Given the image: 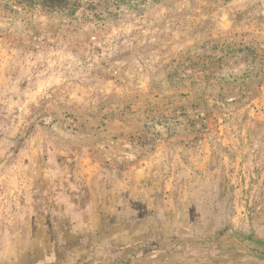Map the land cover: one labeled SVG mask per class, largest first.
<instances>
[{
	"label": "rangeland",
	"instance_id": "rangeland-1",
	"mask_svg": "<svg viewBox=\"0 0 264 264\" xmlns=\"http://www.w3.org/2000/svg\"><path fill=\"white\" fill-rule=\"evenodd\" d=\"M248 107L264 118V0H0V264H49L85 179L111 177L149 220L107 264H188L141 250L162 216L195 222L197 264H264Z\"/></svg>",
	"mask_w": 264,
	"mask_h": 264
},
{
	"label": "crops",
	"instance_id": "crops-1",
	"mask_svg": "<svg viewBox=\"0 0 264 264\" xmlns=\"http://www.w3.org/2000/svg\"><path fill=\"white\" fill-rule=\"evenodd\" d=\"M248 109L249 111L245 110V113L249 115L243 121V124L247 125V128H244L245 135L249 133L252 138L262 137L264 139V118L255 116L252 107H248ZM250 117L251 119H249ZM138 172H142V170H138ZM84 183V195L87 200L84 215L77 221L62 225L64 227H62L61 232L65 235H63L64 239L60 241L51 240L49 246H46V248L44 246L43 253L45 255H43L51 259L48 262L49 264H71L75 257L79 258L77 264H107L104 259L107 258L108 260L110 255L106 253V245H109L111 257L114 258L119 255L120 250H124L129 257L138 250L136 245L134 248L131 245V250L128 249L127 243L131 244L137 240L135 237L139 232L138 225L149 220L147 218L148 206L141 203V200L146 201L141 198L134 199L138 197L136 193H139V188L125 187L120 180L112 177L105 183H99L97 180L90 183L89 181L86 182V179ZM130 189L138 191L130 196L128 194L131 191ZM139 209L143 211L142 214L146 213L147 215L145 214L143 218L139 217L141 213ZM173 209L176 213V207H173ZM155 220L156 225L161 226V229L158 230L157 240L144 241L141 250L150 246V248L153 247L162 254L170 253L171 257L186 256L191 258L188 264H197L194 252L195 238L189 232L184 233V230H186L185 225L192 227L195 222L191 218L183 221L179 217L168 221L163 216ZM165 220L168 222H164ZM163 224H166V227ZM220 241H222V238H220ZM225 244L227 246L222 245L220 247L223 249L222 252H224L226 259L228 258L227 262L237 260V256L230 253L232 251V247L228 245L230 243L225 241ZM139 246H141V242ZM242 255L247 256L248 254L243 253ZM255 258L259 260L258 256H255ZM113 262L114 259L111 260V263ZM253 263L257 262L245 260L242 264Z\"/></svg>",
	"mask_w": 264,
	"mask_h": 264
}]
</instances>
